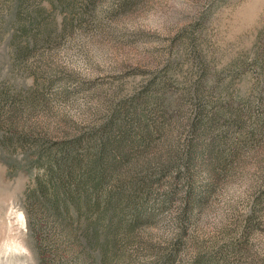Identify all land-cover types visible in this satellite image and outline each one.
Returning a JSON list of instances; mask_svg holds the SVG:
<instances>
[{
    "label": "rangeland",
    "instance_id": "obj_1",
    "mask_svg": "<svg viewBox=\"0 0 264 264\" xmlns=\"http://www.w3.org/2000/svg\"><path fill=\"white\" fill-rule=\"evenodd\" d=\"M0 264H264V0H0Z\"/></svg>",
    "mask_w": 264,
    "mask_h": 264
},
{
    "label": "trees",
    "instance_id": "obj_2",
    "mask_svg": "<svg viewBox=\"0 0 264 264\" xmlns=\"http://www.w3.org/2000/svg\"><path fill=\"white\" fill-rule=\"evenodd\" d=\"M158 100L160 101L161 105H163L165 108L164 109H168L171 108V106L175 105V102L173 101L172 98L167 97V96H163L162 98H158ZM118 132V131H117ZM119 132H121V128L119 129ZM119 136L121 137V135L119 134ZM123 137V136H122ZM112 139H115L114 137H109L107 138L106 141L101 142L102 140H99V142L97 144V148H96V153L93 155L94 158L92 159L90 162H88V166H86L87 168L82 172V168L79 169H75L74 171V167L76 164L81 165L82 164V159L78 158V154H76L75 151H73V154L71 152L67 153L65 158H64V165L62 166L59 162V160L57 159H53V167L51 168V182L53 185L58 184L57 186H54L55 189V193L53 195V197L51 198V201L54 204V211L59 213L62 212L65 215H70V209H74L75 213L77 214V221H81L83 219V215L86 214V222H85V230H93L92 235L95 236L97 231H96V227L93 229L92 228V224H93V214L96 211V209L98 207L101 206V202L99 200L98 197H94L97 195H94V192L96 190H98V186H100L104 179H105V171H104V166L103 164L105 163V150L109 148L110 143H112ZM92 140V137H91ZM114 141V140H113ZM122 157H121V161H124L125 159H127V156L124 153H121ZM121 161L119 163H121ZM109 165L107 167H113L115 165V162L110 161L107 162ZM169 166L174 165V162H169L168 163ZM81 167V166H80ZM55 168L57 169V171H55ZM107 170V169H106ZM86 171V172H85ZM78 173V174H76ZM83 173L86 174V177L90 180L86 181L88 182L87 184H90L91 188L89 187L88 190H86L85 192H89L92 191L93 195H90L89 193H87V196L81 197V198H77L76 196L73 195H69V193L67 192V190H69L71 188V186H69V182L71 179L72 181H74L76 183L75 187L77 191H82V187H81V183L79 182L80 180L77 179L79 178ZM75 178V180H73ZM56 181V182H54ZM148 183H152V182H148ZM60 185V186H59ZM142 187H139L138 190H141ZM143 189H145L143 187ZM173 200L172 197L169 198V200H167L168 202H171ZM132 203H134V199H128L127 201L125 200L124 206L131 204V210H133L136 213V216L134 217L135 219H138L140 216V206L135 204L133 205ZM135 206V207H133ZM130 210V211H131ZM85 243H90L91 241V234H86L85 236Z\"/></svg>",
    "mask_w": 264,
    "mask_h": 264
}]
</instances>
